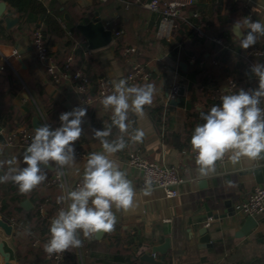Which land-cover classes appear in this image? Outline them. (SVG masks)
<instances>
[{
	"label": "crops",
	"instance_id": "crops-1",
	"mask_svg": "<svg viewBox=\"0 0 264 264\" xmlns=\"http://www.w3.org/2000/svg\"><path fill=\"white\" fill-rule=\"evenodd\" d=\"M41 1L48 8L49 18H57L60 32L57 23L51 24L50 27L41 15H35L31 22H26L25 16H21L7 1V8L0 18L6 30L4 34H11L16 39L15 43H11L5 36L0 35L2 127L7 130L22 125L33 127L32 120L35 116H39L42 123L45 119L54 127L53 124L60 123L61 110L71 111L74 107H86L87 115L82 124L83 134L78 143L88 155L102 151L99 141L93 139L92 129L102 130L110 124L111 111H105L99 99L91 104L82 103L72 81L65 80L59 84L52 81L45 65L36 55L33 43L36 27L42 29L45 44L57 62H64L68 55H73L76 61L74 69L83 71L96 84L91 85V94L96 95L99 90L96 83L99 77H106L112 86L115 81L126 79L133 58L144 66L145 77L132 85L152 83L156 89L153 103L145 106L143 117L129 113L131 127L125 134L127 147L110 157L120 170L126 172L132 183L136 192L133 206L126 212L113 209L117 223L112 232L104 233L101 238H96L95 235L84 238L81 247L67 250L73 249L76 252L77 264H152L141 259V256L151 253L152 247L163 244L166 238L170 239L167 251L155 254L160 264H264V211L256 217L257 226L246 236H236L247 218L236 210V206L245 200L257 185H264V182H257L254 173L250 172L253 167L262 166L264 175V160L244 159L235 166L228 160L224 163L218 162L216 175L201 177L195 160L188 153L194 127L203 123L200 113H206L212 107V103L202 94V87L191 83L188 71H192V67L196 65L206 68L213 76L215 87L221 90L220 97L225 93L230 75L240 76L241 85L257 87L258 81L236 57L237 51L241 52L244 58L248 57L253 46L249 48L251 50L248 53L247 50H242L231 26L234 21L244 18L264 23V0H195L193 5L186 7V16L190 21L183 24L187 32L192 34L184 33L182 28L179 36L171 41L158 35L159 14L145 8L137 0ZM194 11L198 12L203 20L198 25L209 35L221 37L219 33L228 28L232 32L230 39L233 45L227 47L225 40V46H220L208 38H196L190 27L192 20L193 24H196L192 14ZM97 12L103 22L111 21L112 27L122 30L123 33L120 36L113 35L114 40L108 46L91 50L77 25L88 23L95 18ZM7 13L18 17V21L9 28L3 19ZM244 30L247 31L246 28ZM68 40L72 45H67ZM261 43L264 46V36H258L254 46H260ZM17 44L23 49L22 53L17 50ZM178 44H181L180 49L177 48ZM119 45L135 46L138 52L128 59L117 51ZM220 47L229 49L221 53ZM75 48L79 49L77 55L74 53ZM191 57H195L196 63L191 62ZM212 60H218L219 64H212ZM182 62L186 63L185 70L180 66ZM174 81L182 84L185 94L178 105L170 103L167 107L165 112L168 119L166 124H163L162 133V125L158 127L150 114V108L163 104ZM188 121L192 123L191 127L187 125ZM137 128L145 132L143 141L131 142L129 136L133 129ZM118 135V130L113 128V135L109 139ZM25 148L19 145L0 147V161L3 162L0 175L10 167L16 166L9 165L8 161L15 159L22 162ZM132 151L140 152L149 160L176 167L185 179L178 185V194L173 198H166L162 189L152 188L151 195L145 196L140 187L142 171L128 162V155ZM86 159L87 157H77L73 166L64 168L69 184L81 182ZM23 166L25 165L21 163V167ZM46 170L51 174L56 171L55 167ZM228 181L232 183L229 184ZM62 195H65V192L59 185H39L32 192L21 194L11 181L0 183V208L3 202H6L5 211L20 221L19 231L15 235L17 223L0 211V218L9 222L12 220L14 223L11 235H7L0 228V242L4 243V250L9 253L11 264H22L18 260V253L23 261L29 264H52L44 251L49 232L45 236L40 234L37 218L32 211L36 209L35 201L39 196L55 200ZM24 200H29L32 204L28 209L21 204ZM227 200L230 202L228 205L225 204ZM48 207L51 208L49 203L46 207L43 206V214ZM63 207H66V202H63ZM59 209L54 211L53 216ZM210 211L213 216H209ZM208 222L209 225H206ZM203 227H207L212 236L210 242L205 244L199 241ZM31 236L38 237L39 242L34 244L33 239L31 243L34 248L30 251ZM0 264H5L1 253ZM67 264L73 263L69 260Z\"/></svg>",
	"mask_w": 264,
	"mask_h": 264
},
{
	"label": "clouds",
	"instance_id": "clouds-1",
	"mask_svg": "<svg viewBox=\"0 0 264 264\" xmlns=\"http://www.w3.org/2000/svg\"><path fill=\"white\" fill-rule=\"evenodd\" d=\"M231 29L244 50L256 45L258 36H264V23L259 20L238 19ZM248 73L258 81L257 87L224 94L219 105L200 113L203 123L194 127L190 147L201 177L216 175L217 163L224 162L225 158L233 166L244 159H264V107L261 106L264 64L249 65ZM155 91L152 83L130 86L126 79H119L113 83L111 94L102 98L104 110L111 111V123L102 130L92 129L93 139L99 141L102 151L88 155L82 180L75 189L60 185L65 195L58 197L57 203L66 202V207H61L50 220L49 239L44 244V251L49 255L81 247V234L90 238L100 232H112L117 223L113 209L126 212L132 208L136 192L126 172L110 157L127 147L125 134L131 127L129 113L143 117L145 106L153 103ZM86 115L87 108L78 106L60 114L58 127L39 124L31 143L23 151L22 162L8 161L9 165L16 166L0 175V183L11 181L21 194H27L47 180L46 169L55 167L59 176L64 175L62 169L76 163L75 142L83 134ZM113 128L119 135L109 139ZM144 136L142 129H133L129 140L142 142ZM21 163L25 166L21 167ZM141 191L145 196L151 195L150 180Z\"/></svg>",
	"mask_w": 264,
	"mask_h": 264
},
{
	"label": "built area",
	"instance_id": "built-area-1",
	"mask_svg": "<svg viewBox=\"0 0 264 264\" xmlns=\"http://www.w3.org/2000/svg\"><path fill=\"white\" fill-rule=\"evenodd\" d=\"M107 1V0H102ZM139 4L148 8L154 12H157L160 16L158 35L161 38H165L168 41L173 39V32L177 26V19L183 18L186 7H189L195 3V0H149L141 1L137 0ZM128 6V4H127ZM193 17H198V12H193ZM106 29L112 30L114 36H120L123 31L112 27V22L109 20L102 21ZM190 27L195 37L197 38H208L214 43L225 46L224 39L218 36L209 35L205 29L198 24L190 23ZM34 47L36 49L37 58L45 65L47 74L51 77L52 81L59 84L65 80H70L75 85V91L84 104H91L94 100L102 98L105 95L111 94L113 86L106 77H99L96 81L99 88L96 95L90 93L92 81L83 71L74 69L72 66L73 55L67 56L65 61L61 64L57 63L52 55L49 54L48 48L44 41V33L41 28L36 27L34 29ZM177 48H181V44L177 45ZM138 48L135 46L124 45L122 53L128 59L131 55L136 54ZM249 54L254 57L264 58V46L254 47ZM191 62L196 63L195 57H191ZM212 64H217V60H212ZM204 63V62H202ZM78 74V76H77ZM145 69L142 63L138 62L134 58L132 59L131 70L126 75L128 84H134L138 80L144 79ZM238 82L235 79H229L227 86L225 87V93H236ZM182 84L179 81H174L167 91V95L164 99L163 105L166 111L167 107L170 106L172 100H175L179 95V90ZM245 90L249 87L243 88ZM223 94V95H224ZM264 107V101L261 104ZM67 112V110H61L60 114ZM165 117V114H164ZM44 123H47L44 119ZM59 126V125H58ZM57 126V127H58ZM162 133L164 132V125L162 124ZM0 147L3 146H24L27 147L33 138L34 128L28 125H22L20 127L7 130L5 127L0 129ZM75 149L78 158H86L88 154L80 147L78 141L75 142ZM189 156L195 160L194 154L191 149L189 150ZM227 158H225V161ZM128 162L132 166L142 171L140 177V187L143 189L147 181H151L152 188L162 189L166 198H173L178 194V185L184 182V177L178 172L176 167L166 164L161 161L149 160L144 158L140 152L132 151L128 155ZM220 162V163H224ZM64 175L59 176L57 170L48 176L46 180L47 185H61L64 184L67 189H75L80 181L73 184H69L66 177L65 169H62ZM41 212H44V208L41 206ZM236 210L244 216L257 217L264 211V185H257L249 196L240 201L237 204ZM211 219V217H210ZM9 222V221H8ZM13 225V221L10 220ZM209 225V222L206 224ZM34 244L39 242V238L33 236ZM47 258L52 261V264H64L65 252L54 253L49 255Z\"/></svg>",
	"mask_w": 264,
	"mask_h": 264
},
{
	"label": "trees",
	"instance_id": "trees-1",
	"mask_svg": "<svg viewBox=\"0 0 264 264\" xmlns=\"http://www.w3.org/2000/svg\"><path fill=\"white\" fill-rule=\"evenodd\" d=\"M7 1L12 7H14L16 9V11L21 14V16H25V21L26 22H31L34 19L35 15H41L44 22L46 24H48V26L51 24L54 25V23H57V28L59 29L60 32V24L57 20V18L53 17V19L49 18V13H48V8L47 6L41 1V0H5ZM97 1V0H95ZM196 19V24H201V22L203 21L201 19V17H194ZM50 19V22H49ZM186 21H190L189 17L186 16V12L184 11V15L183 18L181 19H177V26L173 32V38H176L179 36V31L183 28L185 30L184 33L187 34H192L191 32H187L186 27L183 24H186ZM194 20H192L191 23H193ZM6 32L5 28L3 27V25L0 22V35L5 36V39L11 43H15L16 39L13 35L11 34H4ZM44 32H45V28H44ZM219 35L225 40L227 47L233 45V41H231V36H232V32L226 28L225 30L221 31L219 33ZM197 38V37H196ZM67 45L70 46L72 45V42L70 40L66 41ZM263 43L260 44V46H262ZM258 46V45H257ZM256 46H253L251 49H253ZM122 48L120 45L117 46V51H120L122 53ZM229 48H222L220 47V52H225L227 51ZM251 49H247L246 53H248ZM244 50V49H242ZM79 49L75 48V52L76 55L78 53ZM49 54L51 55L50 50L48 49ZM75 55V56H76ZM125 56V55H124ZM54 57V56H53ZM126 57V56H125ZM237 60L241 61V63L243 64L244 67H247V69H249V65L253 64V63H261L264 64V58L262 57H254L251 55H248V57L244 58V56L241 55V52L237 51ZM127 58V57H126ZM54 59L56 60V58L54 57ZM81 60V59H80ZM218 61V60H217ZM57 62V60H56ZM75 59L72 62V66L75 64ZM57 63L61 64L63 62L58 61ZM219 64V61L217 62V65ZM74 68V67H73ZM192 71H188V75L189 78L191 80V83H197L198 86L202 87V94L205 96V98H207L208 102L212 103L213 105H219L221 103L220 100V88L219 87H215L216 85H214V79L213 76L209 73V71L204 68L201 65H196L195 67H192ZM229 79H235L238 82L237 85V90L239 91L240 88H246L247 85H241V78L238 75H234L229 77ZM92 85H96L92 82ZM194 95V94H193ZM191 108V107H190ZM189 109V108H188ZM209 111V109H208ZM150 114L152 115V117L154 118L156 124H158V127L160 128V126L162 124H166L168 117H166L167 113L165 112L164 109V105H158L155 107L150 108ZM165 114V117H164ZM164 118V119H163ZM53 124V123H52ZM60 124V123H59ZM58 124H53V126L55 127ZM187 125L191 127L192 123L190 121L187 122ZM5 126V125H4ZM174 137H178V135H174ZM177 142V141H176ZM177 144V143H176ZM51 173L47 172V176H50ZM42 186H57L56 185H47L46 181H44L42 184ZM60 186V185H59ZM47 197V196H46ZM45 196H39V199L37 201H35V205H36V209L33 210V215L36 216L37 218V224L39 227V231L40 234L43 236H45L48 232H49V226H50V220L54 217V211L63 207V202L62 203H57V199H48ZM47 203L50 204L51 208L48 207V209H46V213H42L40 208L41 206H45L47 205ZM7 206L6 202H3L2 207L0 208V211L5 214L8 217H12L14 222L17 223V225H15V231L14 234L16 235L19 231V218L17 217H13L11 215L8 214V212L5 211ZM81 239L84 240V237L81 234ZM30 240V244L29 245V249L30 251L32 250V248H34L32 246V240L33 237L31 236ZM93 242H95V240H92ZM91 242V241H90ZM47 254V253H46ZM18 260L22 263V264H29L28 262L23 261L21 255L18 253ZM70 260V262H72L73 264H77V254L76 252L71 249L70 251H65V260H64V264H67V262ZM51 261V260H50ZM30 262V261H29ZM52 262V261H51ZM98 262V261H96ZM243 264V263H242ZM245 264H251V263H245Z\"/></svg>",
	"mask_w": 264,
	"mask_h": 264
},
{
	"label": "water",
	"instance_id": "water-1",
	"mask_svg": "<svg viewBox=\"0 0 264 264\" xmlns=\"http://www.w3.org/2000/svg\"><path fill=\"white\" fill-rule=\"evenodd\" d=\"M7 8V2L4 0H0V18L3 16L5 10ZM3 19L6 22V26L9 28L11 27L14 23L18 21V17H12L11 13H7ZM77 29L80 31V33L87 39L88 42V47L91 50L99 49L108 46L111 44L114 40L112 30L106 29L102 23V19L99 15V13H96L95 18H93L91 21L88 23H82L77 25ZM17 50L19 53H22L23 49H21L20 45H16ZM180 66L182 67L183 70L186 69V63L182 62L180 63ZM179 95L175 100L171 101V104L173 105H178L181 102V97L185 94L184 87L181 86L179 90ZM42 123V120L40 119L39 116L33 117L32 120V125L33 128L35 129L39 124ZM2 126L0 125V129ZM0 137H2L0 135ZM264 160V159H263ZM53 169V167H51ZM263 167L262 166H256L250 169V172H253L256 181L259 183L264 182V175H263ZM230 202L229 200L225 201V204L228 205ZM26 209H28L32 204L30 203L29 200H24L21 203ZM209 216H213V212H209ZM215 217H218L219 215H214ZM224 216V215H223ZM222 216V217H223ZM258 224V221L255 217L248 216L244 221L243 224L240 228V230L237 233V237H243L246 236L254 227H256ZM0 228L3 229V231L7 235L12 234L13 230V225L8 222V220L4 218H0ZM104 232H100L95 234L96 238H101L103 236ZM200 239L199 241L201 243H208L211 240V234L208 232L207 227H203L200 230ZM170 246V239L166 238L165 242L161 245L153 246L152 247V252L151 253H144L141 256V259L152 263V264H160V262L156 259L155 254L157 252L165 253L167 249ZM0 253L4 257L5 264H11L10 262V255L8 252L4 250V243L0 242Z\"/></svg>",
	"mask_w": 264,
	"mask_h": 264
}]
</instances>
